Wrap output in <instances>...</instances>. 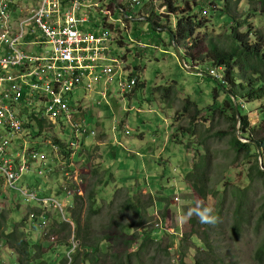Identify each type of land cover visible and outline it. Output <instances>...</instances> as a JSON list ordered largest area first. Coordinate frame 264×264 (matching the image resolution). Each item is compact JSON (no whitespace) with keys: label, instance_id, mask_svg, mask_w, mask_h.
<instances>
[{"label":"rangeland","instance_id":"obj_1","mask_svg":"<svg viewBox=\"0 0 264 264\" xmlns=\"http://www.w3.org/2000/svg\"><path fill=\"white\" fill-rule=\"evenodd\" d=\"M182 2L184 3V0L178 1L179 4H182ZM195 2L197 6L193 12L197 14V21L203 24V28L195 32V36L205 41L204 48L207 47L209 41H212V43L224 42L226 29L231 23V21L228 22V18L221 17V11L218 12L219 9L224 7V4L222 5V2H217V0H208L203 3L195 0ZM104 3L103 7L107 9L111 0H104ZM166 4V0H147L145 4L137 7L134 11H129L128 18H124L121 23L127 37L125 41L127 46L118 48L116 43L118 44L119 40H116L114 44V48L116 47V50L114 49L115 54L126 61L125 65H128L129 72L135 70V68H140L143 71L138 69V74L140 71L142 74L140 82L145 85L144 88L136 89L135 95L131 99L124 100L122 98L125 103L124 109L130 113L128 121L124 122L123 125L125 124V128L128 129L130 135L132 134V137H124L122 142L125 151L123 149L117 151L120 155H125L133 160L138 159L136 154L140 152L144 156L140 155L139 159L145 157L148 161H158L160 167L157 173L158 176L154 173L155 168H152L151 174L146 176L148 185L145 183L138 184L136 179L132 178V175L127 174L130 170L118 172L119 163L111 171L115 176L105 175L106 166L110 164V159L108 152H105L103 148L109 147L108 143L110 144V142L109 139L101 141V131L97 129L99 132L97 147L102 148L101 151H95L94 149L84 152V155L80 156L81 160L84 161L75 164L71 172L69 168L63 166L64 170L59 171L61 173V184H65L63 177L67 179L68 176H79L81 181L77 184L70 181L71 183L65 185L68 188L76 185L82 191L81 197H84L89 192L92 184L97 181L96 186L95 184L94 186L99 194L97 202L100 213L92 216L89 221H86L85 215L83 216L81 224L86 227L88 226L87 222H89L90 227L89 233L84 238L85 242L92 243L94 238L99 236V233L103 231L102 227L108 224L107 221L110 215L116 216L122 223L137 221L139 215L134 211L121 212L122 206L127 204L128 201H132L143 211L145 229H158L159 235H164L163 245L170 246L168 248L169 264H173L174 260L182 261L183 264H257L253 258L254 251L261 240L264 239V180L251 181L247 178L246 170L249 166L242 158H235L229 149L228 141L231 136L211 138L201 146L196 147L197 143L201 141L200 136H211L218 132L231 133V124L217 115L211 125L210 118L207 119L204 114H201L199 116L201 120L196 128H190L191 132L184 134L183 137L181 135L182 130L187 129L190 124L188 116L177 120L173 127L170 126L175 112L184 106L187 99L198 104V109L206 108L212 105L216 90L218 93L216 105L221 108L223 100L225 101V92L219 82L222 71L217 72L214 69L219 77V80H217L208 76V72L212 70L209 64L197 66L196 70L201 75L189 73L178 63L171 47V34L174 32L173 25L176 24L177 17L174 15L169 16L170 22L167 21ZM248 4V0H243L237 12L234 13L235 24L245 23L238 32L245 34L247 29L251 28V30L260 33L264 39V15L250 19ZM256 8L257 5L251 3L250 9L254 10ZM93 15L97 23L103 22V15L99 11H96ZM246 18H248L247 22L244 21ZM142 19L145 21H142ZM126 23L130 29L132 28L130 34L126 31ZM155 24L160 27V30L156 29ZM141 46H146V49H141ZM126 53L128 56L123 57ZM182 56L184 63L190 66V61L185 60L183 53ZM124 78L127 79V74ZM141 83H139V86H142ZM170 86L173 87L170 89L171 94L167 99L164 98L162 91L154 90L156 87L167 88ZM79 93L81 92H77L76 95ZM98 99V96L88 98L93 106L90 105L86 117L91 118L98 114L105 115L107 118L105 121L106 128L111 138H113L115 136L112 132L113 114L117 113L124 116L125 114L119 113L123 105H114L115 100L109 98L111 106L105 108V106L96 105ZM147 102L152 103V105ZM259 109V106L253 108L252 104H244L242 110L244 114L241 120L247 121L245 127L249 125L253 141L264 140V133L258 130L264 124L260 121ZM241 120L239 119L235 126V135H237V131L240 132ZM120 127L118 126V131ZM46 129L50 133L48 137L50 144L46 147L50 150L48 157L52 160V148L50 146L55 142L51 132L54 136L58 132L53 128L46 127ZM176 129H178L177 132H175ZM120 132L124 133L121 130ZM140 133L144 134L145 138L143 140L138 139ZM26 138L27 142H33L31 136ZM172 138H174V141L171 142ZM158 143H161L159 153L155 156L151 153L147 154L148 149L157 146ZM20 144H22L21 139H14V148L20 146ZM136 144H139L141 149L136 148ZM14 148L11 152L12 157H15L19 151ZM204 154L210 157L207 167L210 192H207V197L199 196L191 187L189 179L190 175L195 172L194 167ZM252 160L253 157L251 156L250 165L253 164ZM259 160L264 163V149H261ZM60 167L62 165L58 166L56 172L60 170ZM137 170L139 173L142 172L138 169V166ZM95 171L99 172L101 178H98L99 176L93 177ZM156 176L159 178L158 183ZM55 178L53 176L42 179L44 180L42 182L44 190L46 189V192L52 195H56L57 190V185L54 184ZM129 179L133 184H125V181ZM99 180L101 182H98ZM155 187L157 190L152 191ZM234 187L246 192L249 200L247 206L251 208L253 213L249 225L241 228L238 234L232 232L236 198L230 195V191L234 190ZM64 196L65 189L63 188L61 197ZM162 198H167V200L163 201ZM160 200L163 201V205ZM64 204L67 206L65 219L51 208L46 210L48 217L58 218L59 221H71L69 211L74 207V196L69 200L66 199ZM203 208H210L212 210L211 214L218 218L215 225L200 223L197 213ZM31 209L34 210V205L29 204L21 197H15L0 185V220L4 217L8 225L11 224L10 228H15V224H20L22 219L28 216ZM29 223L31 225L30 221ZM257 223H259L258 228H256ZM30 225L28 224V227ZM31 228L34 229L33 225ZM73 228L74 231L72 229V232L74 234L75 226ZM33 229L28 232L29 238L33 241L46 243L49 246L55 247L59 245V242L64 245L72 241V237L67 241L64 238L66 236L64 233L61 235L59 232H51V230L44 233ZM21 230H24V226ZM141 232L142 229H140ZM53 236H55L54 241L52 240ZM75 244L78 247V244ZM111 245L114 251L124 248L112 243ZM135 245H138V243H135ZM8 249L5 244L0 243V257L5 260L6 264H9ZM43 252L49 253V249L45 248ZM149 256L154 257L158 263L161 260L164 261L162 252L150 254ZM70 257L73 262L72 254ZM161 264L164 263L161 262Z\"/></svg>","mask_w":264,"mask_h":264},{"label":"built area","instance_id":"obj_2","mask_svg":"<svg viewBox=\"0 0 264 264\" xmlns=\"http://www.w3.org/2000/svg\"><path fill=\"white\" fill-rule=\"evenodd\" d=\"M146 1L111 0L105 9L104 0H0V184L34 205L29 220L36 230H50L49 208L65 219L64 202L82 191L65 185L81 181L79 176H68L63 199L41 194L40 180L55 169L46 164L42 151L46 143L29 134L27 121L36 126V121L46 120L61 129L69 136L66 146L74 151L88 137L97 136L86 124L89 107L83 102L98 94L97 105L104 102L110 107L109 98L122 101L137 86L136 79L124 78V61L115 54L114 44L125 39L123 16ZM96 11L103 15L101 26L93 25ZM208 76L218 78L214 70ZM71 99L76 100L74 106ZM113 121L116 125V117ZM29 136L33 142L26 141ZM14 139L22 144L14 148ZM13 148L19 150L15 157ZM36 164L40 166L34 168ZM30 174L34 179L28 181ZM64 222L74 231L73 220ZM71 245L68 264L77 248L74 238Z\"/></svg>","mask_w":264,"mask_h":264},{"label":"trees","instance_id":"obj_3","mask_svg":"<svg viewBox=\"0 0 264 264\" xmlns=\"http://www.w3.org/2000/svg\"><path fill=\"white\" fill-rule=\"evenodd\" d=\"M178 1L179 0H170L167 1L166 4L168 13L167 21L170 22L169 16L174 15L177 17L175 30L171 34V37L174 38V45L182 51L186 58L185 60H189L192 67L195 69L199 65L209 64L212 70L215 69L217 72L222 71V77L220 76L221 80H219V77L216 79L219 80L221 87L224 89L225 101L223 100L221 108H218L216 105L218 98L216 90L214 92L212 105L206 108L198 109V104L187 99L184 106L179 111L175 112L170 126L173 127L177 120L188 116L190 124L187 129L182 130L181 135L183 137L184 134H189V132H191L190 128H196L201 120L199 119L201 114H204L207 119L210 118L211 125L213 124L214 118L219 115L221 119L231 124V133L218 132L211 136H200L201 141L197 143L196 147L201 146L211 138L231 136L228 141L229 149L234 154L235 158H242L245 160L246 165L249 166L246 170L247 178L251 181H262L264 180V172L260 170L255 147L252 144L240 142L235 135L236 113L234 111L232 98L236 100L237 114L240 120L243 118L244 112L242 110L244 104H252L253 108L260 107L258 110L259 118H261L260 121L264 123V39L260 33L251 30V28L247 29L245 34L238 32L245 23L235 24L234 13L237 12L243 0H217V2L221 1L222 5L224 4V7L218 10V12H222L221 17L228 18V22L231 21V23H229V27L226 29L224 42L219 41L212 43V41H209L206 51V48L203 47L205 41L195 36V32L203 28V24L197 21V14L193 12L197 6L195 0H184L182 4H179ZM248 1L249 4L247 6L250 19L264 15V0ZM251 3L256 4L257 8L254 10L250 9ZM247 20L248 18L244 21L247 22ZM155 27L160 28L157 24H155ZM172 87L173 86L167 88L163 87L158 90L162 91L164 98L167 99L171 94L170 89H172ZM205 119H203L204 122H206ZM246 122L245 120H241L240 122V138L244 141L255 142L259 149H264V140L253 141L249 125L245 127ZM27 126L29 134L32 137L35 136L37 130H39L37 133H41L46 127H52L46 120L36 121L37 127L32 120H28ZM258 130L264 133V124L260 126ZM177 131L178 129H176L175 132ZM53 139L55 142L54 145H58L61 148V161L66 163V166L71 171L72 164H70V157L72 151H70L60 139ZM172 141H174V138L171 139V142ZM251 156L253 157V164L250 165ZM209 158L207 154L201 156L199 163L194 167V174L189 177L191 187L202 197H207V192H210L207 175ZM58 163L59 160L55 162L57 165ZM261 168L264 170V163L262 162ZM58 176L59 177L56 176L54 179V184L57 185L56 196L59 199H63L61 197L63 189L61 177L60 175ZM97 176L101 178L99 172L95 171L93 177ZM36 182H38V180H36ZM96 182H94L95 186ZM98 182H101V180ZM94 184H92L89 192H87L84 197L79 195L74 196V207L69 211L75 225L74 234L69 223L62 220L59 221L58 218L53 219V223L50 226L51 232H59L61 235L64 233L66 235L64 238L67 241L72 237L74 238V242L78 244V247L72 252V264H161V262L169 264L168 248L170 246L163 245L162 239L164 235H159L158 229H145L143 211L132 201H128L127 204H124L121 212L128 210L134 211L139 215L137 221L122 223L116 216L110 215L107 221L108 224L102 227L103 231L99 233V236L95 237L92 243L84 241V238H86L85 236L90 231V227L89 222H87L88 226L86 227L81 224L83 216L85 215L86 221H89L92 216L100 213L97 202L99 194ZM230 193V195L236 198L232 232L238 234L241 228L249 225L253 213L251 208L247 206L249 200L247 199L245 191H241L234 187V190H231ZM162 199L163 201L167 200V198ZM163 201L160 200L162 205ZM34 211L35 210L32 211L31 209V212ZM28 224L30 225L28 216L22 219L20 224H15V228H10L11 224L8 225L4 217L0 220V243L5 244L7 249L9 248V254L7 255L9 264H68L66 257L67 254L72 251L71 243L69 242L63 245L59 242V245L53 247L46 243L33 241L28 236V232L33 228H31V225L29 228ZM23 226L24 230H21ZM258 227L259 223L256 224V228ZM140 229H142L141 233ZM111 243L124 248L114 251ZM135 243H138V245H135ZM45 248L49 249V253L43 252ZM161 252L164 261L161 260L159 263L156 262L154 257L149 256L150 254ZM253 258L257 264H264V239L261 240L258 247L255 249ZM0 264H6L5 260L1 257ZM173 264L183 263L182 261L174 260Z\"/></svg>","mask_w":264,"mask_h":264},{"label":"crops","instance_id":"obj_4","mask_svg":"<svg viewBox=\"0 0 264 264\" xmlns=\"http://www.w3.org/2000/svg\"><path fill=\"white\" fill-rule=\"evenodd\" d=\"M17 1H19V2H25V0H17ZM152 1H154V0H152ZM154 3V2H153ZM201 3H203V2H201ZM143 4H145V2L143 3ZM217 4V3H216ZM141 6V5H140ZM139 7V6H138ZM137 8V7H136ZM135 8V9H136ZM135 9H132V10H129V11H134ZM129 11H127V12H129ZM168 15V14H167ZM124 18H128V14H126V15H124L123 16V19ZM149 18V17H148ZM95 22L93 23V25H95V24H98L99 26H101V25H103L104 23L103 22H98L97 23V21L96 20H94ZM142 21H145V20H143L142 19ZM174 26V30H175V25H173ZM157 30H160L159 28H156ZM126 31L130 34L131 32H132V28L130 29L129 27H128V25H127V23H126ZM124 32V31H123ZM124 36H125V39H123V40H119V43L117 44L116 43V46L118 47V48H123V47H125V46H127V44L125 43V41H126V39H127V37H126V35H125V33H124ZM172 38V37H171ZM171 42H172V39H171ZM123 43H125V45H123ZM121 44V45H120ZM173 46V44L171 45V47ZM141 49H146V46H141L140 47ZM115 50H116V47L114 48ZM173 50V49H172ZM179 51H180V53L182 52L180 49H179ZM182 54V53H181ZM126 55H127V53L125 54V55H123V57H126ZM128 56V55H127ZM124 61V65H125V60H123ZM186 65V64H185ZM187 67H192V65H190V66H188V65H186ZM128 67V65L126 66L125 65V68H126V74H127V76L128 77H130V78H134V79H136L137 80V86L133 89V91H132V95L131 94H129V95H131V96H129V95H127L126 97L124 96V100L126 99H131L134 95H135V92H136V89H138V88H144L145 87V85L144 84H142L140 81H141V77H142V74H141V69L140 68H135V70H131L130 72L128 71L129 69L127 68ZM194 68V67H193ZM138 69H140L141 71H140V73L138 74ZM195 69V68H194ZM143 72V71H142ZM137 73V74H136ZM192 74H194V73H192ZM139 83H141V85L142 86H139ZM139 86V87H138ZM159 88H163V87H156L154 90H158ZM153 94H154V91H153ZM93 96H98V98L100 99V95H98V94H94ZM114 96H116V92H114ZM129 96V97H128ZM98 99V100H99ZM97 100V101H98ZM124 100H122V101H120L119 99H117V100H115V103H114V105H123V108L122 109H120L119 110V113H123V114H125L124 116H120V114H117V113H114L113 114V119L116 117V119H117V123H116V125H115V123H114V121H113V119H112V122L114 123L113 124V127H112V132H113V134L115 135L113 138H111V136L109 135V133H108V130H107V128H106V116L105 115H102V114H98V115H96V116H93V117H91V118H87L86 117V124L89 126V128L91 129V130H94V131H96L97 132V136H90V137H88L86 140H85V142H84V144L81 146V148L79 149V150H77V151H74V150H72V149H70V148H68L67 146V148L70 150V151H72V153H71V157H70V164H72V170H73V168H74V165L75 164H80L81 163V161L83 162L84 160H81V158H80V156L81 155H84V152H89V151H92V150H94L95 149V151L96 150H100L101 151V149L102 148H98L97 147V137L99 136V132L97 131V129H99L100 131H101V134H100V140L101 141H103V140H105V139H109V142H110V144L108 143V145H109V147H106V148H103L104 149V151L105 152H108V157H109V159H110V164L109 165H107L106 167H107V170L105 171V175H110V176H115L114 174H112V169L113 168H115V166H116V164L117 163H119V165H118V172H121V171H123V170H130V172H128L127 174L128 175H132L133 177L132 178H134V179H136V183H138V184H141V183H145L146 185H148V183H147V179H146V176L147 175H149V174H151V169L152 168H155V171H154V173H156V175L158 176V172H159V170H160V167H159V165H158V161L156 162V161H153V160H150V161H148V159H146L145 157L143 158L144 159V161H143V159H139V157H140V155L141 156H144L143 154H141L140 152H137V154H136V157L138 158V159H135V160H133V159H131V158H129V157H127V156H123V155H120L119 153H118V149H123L124 150V144H123V139H124V137H126V138H130V137H132V134L129 136V137H127L126 135H125V132L126 131H128V129H126L125 128V124L123 125V123L124 122H126V121H128V119H129V114L130 113H128L127 112V110H125L124 108H125V103H124ZM74 102L73 103V106L75 105V99H71V102ZM97 101H96V105H97ZM84 103V106H86V107H90V105H92L93 106V103L91 102V101H84L83 102ZM149 105H152V103H150V102H147ZM111 105V104H110ZM98 106H105V108L107 107V105L105 104V103H102L101 105H98ZM148 106V105H147ZM133 112V111H132ZM116 114H117V116H116ZM111 118V117H110ZM95 126H96V128H95ZM118 126H121L120 127V129H119V131H118ZM51 128H53V130L54 129H56L57 130V135H53L52 134V132H51V135L53 136V138H58V139H60L62 142H64V144L66 145V142H68V140H69V136L68 135H65L63 132H62V130L61 129H59V128H56V127H54V126H52ZM120 130L121 131H124V133L122 134L121 132H120ZM158 132V131H157ZM50 136V133H49V131H47V129H45V130H43L41 133H35V138H37L38 140H40L41 142H45L46 143V145L44 146V147H42V151H43V153H44V155L46 156V164H48V165H53V167H54V169H55V171H54V173L52 174V175H50V176H46L45 178L47 179V178H50V177H53V176H55V174H56V176H58V175H60L61 176V173L59 172V171H63L64 170V167L63 166H65V167H67L66 166V163H64V162H62L61 160V156H62V154H61V148L58 146V145H51L50 147L52 148L51 149V154H52V160H50L49 159V157H48V152L50 151L49 149H48V147H46L47 145H49L50 144V142H49V139H48V137ZM157 136V135H156ZM145 137H144V134H142V133H140L139 134V136H138V139L139 140H143ZM135 147L136 148H138V149H141L140 148V145L139 144H136L135 145ZM45 148V149H44ZM55 148L57 149V150H55ZM160 149H161V143H158L157 144V146H152V147H150L149 149H148V152H147V154H149V153H151V154H154V156L156 155V154H158L159 153V151H160ZM165 149V148H164ZM125 151V150H124ZM56 152V154L54 155V153ZM163 152H164V150H163ZM140 153V154H139ZM145 156H147V155H145ZM171 157H173V156H171ZM59 160V163H58V165L57 164H55V162L56 161H58ZM72 160V161H71ZM51 161H52V164H51ZM57 165V166H56ZM59 165H62V167H60L59 169L60 170H58L57 172H56V169L58 168V166ZM38 166H40V165H38V164H36V165H34V168L35 167H38ZM137 166H138V169H140L142 172L141 173H139L138 172V170H137ZM68 168V167H67ZM71 170V171H72ZM55 176V177H56ZM156 176V177H157ZM34 176H33V174H30V175H28V176H26V178H27V180L28 181H31V179L33 178ZM62 177H63V175H62ZM63 180H64V177H63ZM158 180H159V178L157 177V183H158ZM41 181V185H44L42 182L44 181V180H40ZM107 184V183H106ZM125 184H133L131 181H130V179L129 180H127V181H125ZM5 190H7L5 187H4V185H2V184H0ZM62 187H63V185H62ZM157 187V186H156ZM156 187L154 188V189H152V191H156L157 189H156ZM42 188L44 189V186H42ZM7 191H9V190H7ZM10 192V191H9ZM10 193H12L15 197H17L18 198V196L15 194V193H13V192H10ZM42 195H51V196H54V197H57L56 195H52V194H49V193H47L46 192V189L45 190H43V192L41 193ZM58 198V197H57ZM64 198V197H63ZM30 212H31V210H30ZM30 212H29V214H30ZM29 214H28V220H29ZM30 221V220H29ZM32 226V225H31Z\"/></svg>","mask_w":264,"mask_h":264},{"label":"water","instance_id":"obj_5","mask_svg":"<svg viewBox=\"0 0 264 264\" xmlns=\"http://www.w3.org/2000/svg\"><path fill=\"white\" fill-rule=\"evenodd\" d=\"M171 39H172V44H173L172 49H173V51H174V56H175L176 60L178 61V63H179L182 67H184L189 73L201 74V73L198 72L196 69L191 68V67L189 68V67H187V66L185 65V63H184V61H183V56H182V54L180 53L179 49L174 45V38L172 37ZM201 75H202V74H201ZM203 76H205V75H203ZM232 103H233L234 111H235V113H236V124H237L238 121H239V116H238V114H237L236 100L233 99V98H232ZM236 134H237V135H236V136H237V139H238L240 142H242V143H244V144H252V145L255 147V149H256V153H257V156H258V164H259L260 170L264 172V170L261 168V162H260V160H259L260 157H261V149L258 148V146H257V144H256L255 142L244 141L243 139H241L240 136H239L238 131L236 132Z\"/></svg>","mask_w":264,"mask_h":264},{"label":"clouds","instance_id":"obj_6","mask_svg":"<svg viewBox=\"0 0 264 264\" xmlns=\"http://www.w3.org/2000/svg\"><path fill=\"white\" fill-rule=\"evenodd\" d=\"M211 212L212 210L210 208H203L201 211H199L197 215L199 217L200 223L215 225L218 222V218L212 215Z\"/></svg>","mask_w":264,"mask_h":264}]
</instances>
